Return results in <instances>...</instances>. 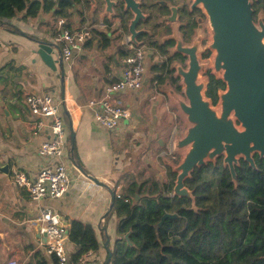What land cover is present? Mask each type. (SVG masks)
<instances>
[{"label":"crops","instance_id":"crops-1","mask_svg":"<svg viewBox=\"0 0 264 264\" xmlns=\"http://www.w3.org/2000/svg\"><path fill=\"white\" fill-rule=\"evenodd\" d=\"M67 14L68 26L90 25V13L86 22L75 9ZM51 16V13L41 11L37 18L27 19L23 13L10 24L0 26V264H9L12 260L25 264L40 249L49 256L39 220L43 205L52 207L65 222L69 221V230L72 221H80L94 229L100 222L103 224L108 214L104 220L101 217L111 205L110 194L103 184L109 187L128 168L130 174H134L132 167H126L129 162L123 145L130 144L138 152L147 150L142 152L140 164L151 159L149 167L156 172L158 164L170 153L176 135H183L187 128L186 118L173 97L175 90L166 76L157 72L152 47L145 48V74L149 69L150 82L120 96L133 111V122L122 123L118 130L111 131L96 121L88 102L98 98L104 87L117 81L123 72L122 59L127 50L125 39L116 30L107 32L99 26L98 29L108 35L110 44L107 46L94 35L76 55L72 65L64 66L63 97L60 68L57 72L52 71L36 52L37 41L53 43L55 23L61 17ZM167 39H162V43ZM54 51L58 57L57 50ZM27 94L52 95L66 121L67 163L75 180L70 192L62 199L38 203L25 189L13 183L15 169L35 175L54 162L38 153L39 146L51 138L50 119L32 115L25 100ZM89 176L102 184L97 185ZM72 204L75 206L71 209ZM111 229L115 232L108 230L110 243L116 238V224ZM97 237L103 246L84 264L105 263L104 235ZM67 250L71 255L76 247L69 241Z\"/></svg>","mask_w":264,"mask_h":264},{"label":"trees","instance_id":"trees-1","mask_svg":"<svg viewBox=\"0 0 264 264\" xmlns=\"http://www.w3.org/2000/svg\"><path fill=\"white\" fill-rule=\"evenodd\" d=\"M75 1L0 0V26L23 13L27 19L37 18L41 11L67 18ZM95 35L110 44L106 33ZM172 45L170 41L159 46L165 53ZM209 78L206 96L217 105L226 84L216 75ZM255 162L257 169L240 161L236 182L221 159L196 168L185 183L196 197V209L192 200L171 196L177 176L173 171L165 188L157 181L152 190L147 181L133 182L116 196L112 215L116 238L108 245L104 264L108 260L109 264H264V158L256 155ZM136 195L141 198L135 203ZM167 213L177 217L160 226ZM130 230L132 245L124 239ZM68 236L76 247L69 264H81L85 254H98L103 246L94 228L80 221L71 222ZM25 264H59V260L40 249Z\"/></svg>","mask_w":264,"mask_h":264},{"label":"water","instance_id":"water-1","mask_svg":"<svg viewBox=\"0 0 264 264\" xmlns=\"http://www.w3.org/2000/svg\"><path fill=\"white\" fill-rule=\"evenodd\" d=\"M88 1L92 7L90 15L94 18L98 0ZM102 2L104 9L99 22L105 28L108 26L106 19L112 21L117 17L116 4L121 2L124 4V13L133 16L127 24L126 35L129 40L136 46L150 47L144 40L147 37L144 35L149 33L139 29L141 22L147 20L139 1ZM199 4L203 5L210 19L213 40L208 48L215 51L214 69L222 73L221 78L226 84V89L219 93V108L207 98L208 84L201 81L200 74L205 67L199 59L201 40L197 39L194 44L185 46L180 37L172 36L165 42L174 41L172 46L166 48L170 58L178 54L188 57L186 70L175 65L176 76L181 79L183 90L181 95L173 93L180 113L186 118L187 128L183 135L178 133L173 141V151L182 156L180 163L174 165L168 158L163 161L177 174L172 196L192 200L195 209L196 197L185 183L196 168L210 162L217 163L221 159L236 182V167L241 160L257 169L255 156L264 158V24L258 27L254 23L250 0H194L193 8ZM173 12L175 15L177 9L174 8ZM37 42L36 52L43 62L54 72L60 68L64 97L66 69L63 58L60 54L57 57L54 43ZM74 138L72 134V141ZM89 178L98 185L102 184L91 176ZM103 186L111 194L110 209L103 223L104 247L108 251L111 240L108 223L113 215L116 191L107 185ZM140 198V195H136L134 202ZM176 217L177 214L167 213L159 225H163L166 219ZM131 233L132 230L124 235L129 245H132ZM110 255L109 252V258ZM106 264H109V260Z\"/></svg>","mask_w":264,"mask_h":264},{"label":"built area","instance_id":"built-area-1","mask_svg":"<svg viewBox=\"0 0 264 264\" xmlns=\"http://www.w3.org/2000/svg\"><path fill=\"white\" fill-rule=\"evenodd\" d=\"M100 24V28H105L103 23ZM99 26L71 27L68 26L65 18H59L56 21L53 38L54 49L63 58L65 64L72 65L76 55L84 50L87 43L93 38L94 30ZM125 47L127 55L122 59L123 72L121 77L117 81L107 84L98 98L88 102V107L93 110L96 121L111 131L118 130L122 123L133 122L134 113L123 103L120 96L125 91L140 89L145 73V47L136 46L129 38L125 40ZM25 100L33 116L50 119L51 138L39 146L38 153L41 157L52 159L54 162L45 165L35 175L21 169H15L12 177L13 183L25 189L31 199L38 203L47 199H62L70 192L75 180L67 163L69 154L66 144V121L60 115L52 95L27 94ZM172 151L173 149L170 151L171 154ZM108 193L110 194L109 191ZM116 196L120 197L119 194ZM74 206L75 204H72L70 208L72 209ZM109 209L103 213L102 220L105 219ZM39 220L42 223L41 232L45 237L48 254H55L59 264H69L70 255L67 250L69 221L65 222L61 214L46 205L41 206ZM94 230L97 236H100L103 233L102 222ZM93 257V254L89 252L84 255L80 262L84 264ZM9 264H20V262L12 260Z\"/></svg>","mask_w":264,"mask_h":264},{"label":"rangeland","instance_id":"rangeland-1","mask_svg":"<svg viewBox=\"0 0 264 264\" xmlns=\"http://www.w3.org/2000/svg\"><path fill=\"white\" fill-rule=\"evenodd\" d=\"M118 1V0H116ZM186 4H190L191 0H185ZM75 10L78 11V15H81L82 18H84V16L86 17V13H90L92 7L91 5H89L85 0H82L80 2H75ZM96 12L94 14V20L92 21L93 23H97L96 21H98V15L102 12V10L104 9V4L101 0H98L97 4H96ZM74 9H69V11H73ZM116 12L117 14H120L121 17H119V21H121L122 16L125 17L124 22H120L123 26H124V32H121V30L118 32L119 36L122 39H125V34L127 33V26H126V21L128 20V18H130L129 14H125L124 13V9H122V6H118L116 8ZM52 14V16L50 18H52L53 16H55L54 12H50ZM156 13V12H155ZM127 15V16H126ZM197 16H199V14H197ZM49 18V19H50ZM97 19V20H96ZM86 18H84V22H86ZM156 17L155 20H153L152 22H150V28H151V33L153 34V36L149 35L146 37V43L147 45H149L150 47L148 48H154L151 49V53H153L152 58L156 61H154L156 63V65L158 64V68L157 72L162 73L166 76L167 80H169L171 87L173 90H175V93L177 95H181L182 92L179 89V87L181 86V79L179 77L176 76V69H175V65H178L179 63H181V60L177 59L174 60L173 57H169L168 52H163V48H160L159 45L163 44L162 43V39H165L166 34H168L169 32L171 33L172 30L170 29V26L167 25V23H165L163 20H160ZM188 17H185V23L187 22ZM159 21V22H158ZM106 24L110 27V29H108V32H112L114 31L116 28H118L119 26V22H117L116 18H113L112 21H109L108 19H106ZM89 24V23H88ZM128 24V22H127ZM91 25V23H90ZM93 25V24H92ZM205 28L203 27L201 30L199 29V27H195L196 29H192L190 26L188 28L185 27V30L187 33L186 35L189 34H194V37H198L200 34L202 35V44H201V50L199 51V58H200V62L202 64L205 65V69L201 72V81H204L205 83L208 84V77H207V72L208 71H212L213 74L217 75V77L221 78L222 77V73H217L214 69V56H215V51L211 50V55L208 58H204L203 54L204 52H206L208 50V45L212 42L213 38H212V31H211V27L208 26L207 24H205ZM96 31H102L98 28H96ZM183 31V32H184ZM103 32V31H102ZM105 33V32H104ZM172 34V33H171ZM99 37V36H98ZM183 38H187L184 37ZM188 45H191V43H188V41L186 40ZM158 52H157V51ZM65 66L70 67L69 64H65ZM145 74V73H144ZM151 72L148 69L146 71V74L143 75V81L144 84L142 83V85H147L150 82V77H151ZM173 77V78H171ZM145 79V80H144ZM176 79V80H173ZM179 79V80H178ZM215 107H220V105H216ZM123 149L125 151V156L127 161L129 162V164L126 166L128 167H132L134 174H130V168H128V171L126 173L121 174V177L119 180L113 182L112 184H109L110 188H112L113 190L116 191V194H120L122 192H126L127 189L130 187V185L132 184L133 181H137V182H144L147 181L148 186H151V190L152 188V184L157 181L159 183L160 188H165L166 186H169L171 183V178H170V172L172 171V168L169 165H166L164 163V161H161L159 165V168L156 172H154L150 167V163L151 159H149V162H145L146 164L141 163L140 164V159L143 157V153L142 152H147V150H143L141 152H138L137 150H135L134 147H132L130 144H126L123 145ZM173 149V147L171 148V150ZM139 153H141V156L139 157ZM169 160V162L171 161L174 165H178L182 159V156L179 152H174L172 151V154L168 152V155L166 156ZM162 166V167H161ZM163 190V189H162ZM172 196V193H171ZM141 197V196H140ZM140 200V199H139ZM116 217H111L109 223H108V230L111 232H115L112 231V225H115L116 223Z\"/></svg>","mask_w":264,"mask_h":264},{"label":"flooded vegetation","instance_id":"flooded-vegetation-1","mask_svg":"<svg viewBox=\"0 0 264 264\" xmlns=\"http://www.w3.org/2000/svg\"><path fill=\"white\" fill-rule=\"evenodd\" d=\"M80 1H82V0H76L75 2L77 3ZM85 1L89 4L88 0H85ZM101 1H103V0H101ZM137 1H139L141 3L143 13L147 17V20L142 21L141 25L139 27V29H144L149 33L148 35H144V36H149V35L153 36V34L151 33L150 22L155 20L156 17L160 20H163L165 23H167V25H169L170 29L172 30V32H171L172 34L169 32L168 34H166L165 38L170 39V37H172V36H174V37L178 36L182 39L183 44L185 46H190L187 44L186 40L188 41V43H191V45H192V44H194V42L197 39H200L201 44H202V39H203L201 34L198 37H194V34L186 35L187 32L184 31L185 27L188 28L190 26L192 29H196L195 27L198 26L200 30L203 27L204 28L206 27L205 24H207L208 26L211 27L209 16H208L205 8L203 7V5L199 4L198 6H195V8H193L194 0H191L190 4H188V5L186 4L185 0H137ZM75 2L73 3L72 9H75L74 8ZM250 2H251V8H252L253 21L256 24V26L260 27L261 23L264 24V0H250ZM118 6H122V9H124L123 3L117 2L116 8ZM174 8L177 9V13L175 15L173 12ZM88 14H89V12L86 13V16ZM197 14H199V16H197ZM129 15H130L129 16L130 18H128V20L126 21V26H127V22L129 23V21L133 17V16H131L130 13H129ZM119 17H121V15L117 14L116 19H117V22H119V26L115 30H116V32H119L120 30H121V32H124L123 30L125 28L120 22L121 21L124 22L125 17L122 16L121 21H119L120 20ZM185 17H188V20L186 23H185ZM84 18H87V17L84 16ZM172 18L173 19L175 18V20H172ZM97 19H98V21H96L97 23H93L92 21H95V20L90 15L88 17V22L91 23V25L93 24L94 26H99V25H101L99 22L100 21V14L98 15ZM108 29H110V27L106 26L105 31H107ZM95 30H94V35H95ZM183 35H184V37H187V38L186 39L183 38ZM124 36H125V40L127 38H129V36H127L126 34ZM169 39H167V40H169ZM172 42H174V41L172 40ZM201 44H200L199 51L201 50ZM210 55H211V49L208 48V50L206 52H204L203 56H204V58H208V57H210ZM173 59L174 60H177V59L181 60V63H179L178 65L180 67H183L184 70H186L188 68V57L178 54V55H175ZM204 69H205V67L202 69V71ZM210 75H214L212 71L207 72V77L209 79L208 84L210 82V78H209ZM180 90L182 92V90H183L182 85L180 86ZM220 91H223V90H220Z\"/></svg>","mask_w":264,"mask_h":264}]
</instances>
